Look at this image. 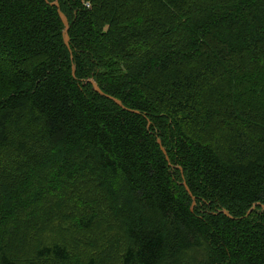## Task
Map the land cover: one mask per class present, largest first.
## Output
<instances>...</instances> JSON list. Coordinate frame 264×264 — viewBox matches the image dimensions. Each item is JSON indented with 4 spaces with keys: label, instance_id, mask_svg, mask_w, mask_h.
I'll return each instance as SVG.
<instances>
[{
    "label": "trees",
    "instance_id": "trees-1",
    "mask_svg": "<svg viewBox=\"0 0 264 264\" xmlns=\"http://www.w3.org/2000/svg\"><path fill=\"white\" fill-rule=\"evenodd\" d=\"M0 264H264V0H0Z\"/></svg>",
    "mask_w": 264,
    "mask_h": 264
},
{
    "label": "rangeland",
    "instance_id": "rangeland-1",
    "mask_svg": "<svg viewBox=\"0 0 264 264\" xmlns=\"http://www.w3.org/2000/svg\"><path fill=\"white\" fill-rule=\"evenodd\" d=\"M58 230L55 228V225L51 226L45 233L46 240L48 239L49 242H59L60 238H54L53 235ZM72 238L65 239L63 238L62 242L63 244L67 245L72 251L74 252H82V255L86 258L89 257V255H95L97 251H103V250H109V249H115L117 246H119L123 240H125L124 232L122 229V225L120 223H109V224H103L100 226V228L96 232L87 233L84 236H82L83 239L86 241L88 239L91 240L92 246H86L84 241L81 243H78L77 240H74L78 236H71ZM84 250V251H82Z\"/></svg>",
    "mask_w": 264,
    "mask_h": 264
},
{
    "label": "water",
    "instance_id": "water-1",
    "mask_svg": "<svg viewBox=\"0 0 264 264\" xmlns=\"http://www.w3.org/2000/svg\"><path fill=\"white\" fill-rule=\"evenodd\" d=\"M60 15H61V12H60ZM65 25H66V44L68 45V40H69V37H68V22L65 21ZM109 97V96H108ZM110 99L114 100L118 105L121 106V102L113 97H109Z\"/></svg>",
    "mask_w": 264,
    "mask_h": 264
}]
</instances>
